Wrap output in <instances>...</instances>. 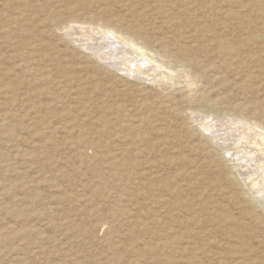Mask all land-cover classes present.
<instances>
[{
  "label": "rangeland",
  "instance_id": "obj_1",
  "mask_svg": "<svg viewBox=\"0 0 264 264\" xmlns=\"http://www.w3.org/2000/svg\"><path fill=\"white\" fill-rule=\"evenodd\" d=\"M154 2L0 0V264H264V191L247 184L264 0ZM80 25L141 26L157 59L115 73Z\"/></svg>",
  "mask_w": 264,
  "mask_h": 264
},
{
  "label": "bare ground",
  "instance_id": "obj_2",
  "mask_svg": "<svg viewBox=\"0 0 264 264\" xmlns=\"http://www.w3.org/2000/svg\"><path fill=\"white\" fill-rule=\"evenodd\" d=\"M127 1L129 3L132 4V6H134V11L137 9V7H135V5L133 4V2L135 3V0H124ZM155 4H153V8L154 9H159L158 6H162L164 2H170V3H174L176 0H154ZM261 1V0H260ZM252 2V1H251ZM137 3V1H136ZM262 2H260L261 4ZM247 5V4H246ZM242 6H245V4H242ZM152 8V9H153ZM260 11V10H259ZM24 12V11H23ZM137 12V11H136ZM135 12V13H136ZM263 17V16H262ZM119 19V18H118ZM117 20V19H116ZM118 22L120 23V25H122V21L119 19ZM263 24V23H262ZM235 25V24H233ZM87 26V25H86ZM84 27V26H76L75 28H73V31L71 32V35L75 37V40H78V43L80 41V45L85 46L86 49H89L92 51V53L94 55H96L99 59H101L105 64H107V66L109 68H111L112 70H114V72H122V73H126L132 76H136L138 78H142L139 77L141 75H144V73H146L143 70V67L147 64H150V62L154 59L153 56H151V54L149 53L150 50L148 51V46H146L145 44H148V40L146 38H144L145 40H143L141 42L140 36L138 35H142L143 34V28L140 26L139 30L137 31L138 35H130V36H126L124 35V32L122 33L120 30H116L113 27H106L104 29L99 28L96 31L94 28L91 27ZM241 29V28H240ZM252 29V28H251ZM108 30V31H107ZM243 30V29H242ZM263 30V29H262ZM105 31V32H104ZM116 31L117 35L113 36L110 35L112 32ZM232 31V30H231ZM109 32H111L109 34ZM115 34V32H114ZM237 34V33H236ZM79 36V38L77 37ZM87 37V40L85 41L84 39H82L83 37ZM145 37V36H144ZM71 38V37H70ZM93 40V42L91 41ZM85 41V42H84ZM77 42V41H76ZM211 42V41H210ZM74 44V43H73ZM150 46V45H149ZM216 46H218V50L220 51L222 54L227 55V54H232L234 52H239V49H241V45L240 42L238 43H234V42H230V41H219L216 43ZM256 46V45H255ZM152 49V48H150ZM250 49V48H249ZM84 51V50H83ZM176 53V52H175ZM189 55V54H188ZM91 56V55H90ZM143 56H146V58H143ZM235 56V55H234ZM157 59V58H156ZM154 59V60H156ZM247 59V58H246ZM226 60V59H225ZM223 63V62H222ZM238 63V62H237ZM240 64V63H238ZM227 65V64H226ZM225 66V65H223ZM241 67V66H240ZM107 68V67H106ZM108 69V68H107ZM148 69V68H147ZM240 69V68H239ZM165 70V69H164ZM246 70V69H245ZM229 71V70H228ZM115 72V73H116ZM147 74V73H146ZM117 75V74H116ZM158 75V74H157ZM123 77V76H122ZM145 78V77H143ZM218 78V77H217ZM216 78V79H217ZM146 79V78H145ZM223 81V79H221ZM219 81V79H218ZM221 81V82H222ZM247 106V105H246ZM214 108V107H213ZM247 108V107H246ZM245 108V109H246ZM258 108V107H256ZM234 109V108H233ZM249 109V107L247 108V110ZM252 110H254L255 108H251ZM236 110V109H235ZM219 111V110H218ZM234 111V110H233ZM232 111V113H233ZM228 113V111H226ZM237 112V111H236ZM203 113V112H201ZM210 113V112H209ZM254 113V112H253ZM196 114V113H195ZM199 114V112H198ZM212 114V113H211ZM229 114V113H228ZM236 114V113H235ZM242 114V113H241ZM210 115V114H209ZM208 115V116H209ZM212 119H217L216 117H221V116H225L226 114L222 113H213L212 114ZM216 115V116H215ZM206 116V115H205ZM237 118H240L243 120V122L245 121H249V119H246V115L244 117V115L239 116L237 115ZM256 116V115H255ZM195 117V116H194ZM219 117V118H220ZM232 118V116H230ZM228 117V118H230ZM235 117V115L233 116ZM222 118V117H221ZM224 118V117H223ZM227 118V117H226ZM204 119V118H203ZM234 119V118H233ZM236 119V117H235ZM239 119V120H240ZM190 120V119H189ZM193 120V119H192ZM199 120V119H198ZM206 120V119H205ZM235 121V120H234ZM199 122V121H198ZM251 122V121H250ZM249 122V123H250ZM246 123V122H245ZM256 123V122H255ZM254 123V124H255ZM201 124V123H200ZM235 124V123H234ZM248 124V123H247ZM253 122L252 124H249L250 126L252 125V127L257 126L259 127L260 125H254ZM239 126V125H238ZM236 127V126H235ZM261 127V126H260ZM202 128V127H201ZM204 128L207 129L206 126H204ZM264 130V128H262ZM261 129V130H262ZM209 130V129H207ZM206 130V131H207ZM212 130V129H211ZM218 130V129H217ZM262 130V131H263ZM210 131V130H209ZM207 131V132H209ZM222 132V131H221ZM235 132V131H234ZM220 133V132H219ZM232 133V132H231ZM208 134V133H207ZM206 134V135H207ZM142 135V134H141ZM219 135V134H218ZM247 139L250 143H252L251 146V150H255L257 153V155L253 154L254 157L251 158L253 159L254 163H250L251 165L255 164V167L250 166L251 169V175L247 169V171H242V173H244L246 176L250 177V180L247 182V184L250 186V189L253 190L254 192H263L264 191V136L261 133H256L255 135L251 134V133H247ZM139 136V135H138ZM224 136V135H223ZM137 137V136H136ZM140 137V136H139ZM208 137H212V141L213 139L215 140L216 143H219V146L225 148L226 150V145L225 144H221V140L224 139H216L214 137H217L216 135H209ZM221 137V135H220ZM262 137V138H261ZM138 138V137H137ZM141 138V137H140ZM139 138V139H140ZM240 138H246L244 136H240ZM138 140V139H137ZM242 140V139H241ZM226 141V140H225ZM211 142V141H210ZM247 142V141H246ZM234 144V143H233ZM218 145V144H217ZM225 145V146H224ZM247 145V144H246ZM239 147V146H238ZM229 148V147H228ZM242 150V149H241ZM224 151V150H223ZM229 151V150H228ZM243 152V151H242ZM239 153V152H238ZM247 154L252 155L251 151H246ZM245 153V154H246ZM226 155V154H225ZM224 155V156H225ZM230 155V154H229ZM232 155V154H231ZM248 156V155H247ZM227 157V156H226ZM239 157V156H238ZM244 157V156H242ZM229 158V157H228ZM231 159V158H230ZM247 159V158H246ZM229 160V159H228ZM250 160V159H248ZM231 161V160H230ZM238 161V160H237ZM232 162V161H231ZM245 162V161H244ZM227 163V162H226ZM235 164V163H234ZM114 165V164H113ZM233 165V164H232ZM254 166V165H253ZM236 167V166H235ZM236 171V170H235ZM239 175V174H238ZM244 175V176H245ZM240 177V176H238ZM242 180V177L240 178ZM245 179V178H244ZM242 182V181H241ZM244 182V181H243ZM244 184V183H243ZM245 190V189H244ZM258 196V195H257ZM254 198V197H253ZM115 199V198H114ZM262 199V198H261ZM264 199V198H263ZM133 203V202H132ZM254 209V208H253ZM238 223H242V221L238 222ZM249 226V225H248ZM251 227V226H250ZM248 243V242H247Z\"/></svg>",
  "mask_w": 264,
  "mask_h": 264
}]
</instances>
